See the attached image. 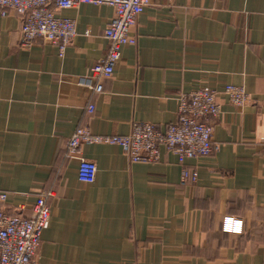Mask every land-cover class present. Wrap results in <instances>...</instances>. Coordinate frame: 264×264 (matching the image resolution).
<instances>
[{"label":"crops","instance_id":"crops-1","mask_svg":"<svg viewBox=\"0 0 264 264\" xmlns=\"http://www.w3.org/2000/svg\"><path fill=\"white\" fill-rule=\"evenodd\" d=\"M77 36L25 47L21 16L0 13V191L5 212L30 217L37 195L53 191L51 222L32 264H264V0H151L95 93L86 78L105 58L111 6L58 10ZM228 85L250 103L211 120L213 154L187 159L161 150L134 163L116 144L66 143L78 128L127 136L134 123L159 130L177 122L179 97ZM92 105L93 112L88 108ZM80 158L96 180L78 179ZM198 173L182 184L184 168ZM242 223L239 231L226 224Z\"/></svg>","mask_w":264,"mask_h":264},{"label":"built area","instance_id":"built-area-1","mask_svg":"<svg viewBox=\"0 0 264 264\" xmlns=\"http://www.w3.org/2000/svg\"><path fill=\"white\" fill-rule=\"evenodd\" d=\"M80 4L107 5L114 9V15L104 30V37L109 42L108 53L81 80L89 82L93 92L101 93L103 80L113 76L115 66L121 61L123 46L136 44L132 30L151 0H0V13L4 16L8 11H14L21 16L23 46L30 47L36 39H42L59 46L63 54L77 36V26L73 19L58 16L57 11L73 9ZM220 94L238 108L246 107L251 101L245 88L235 85H228L221 92L209 88L195 90L179 97L177 122L166 130L137 122L127 136H94L88 129L78 128L66 143V155L68 158L78 157L83 144H116L134 163H156L161 158V150L166 149L175 154L184 166L187 159L206 157L218 150L213 141L214 125L211 120L223 113L218 102ZM88 110L93 112L94 107L90 105ZM97 171L96 163L80 158V182L94 183ZM197 178L196 171L183 169L182 184L196 182ZM53 197V191L40 192L30 217H23L5 212L9 195L0 191V264H32L38 258L42 234L51 222L49 200ZM230 225L231 229H228ZM241 225V222L227 223L226 228L240 231Z\"/></svg>","mask_w":264,"mask_h":264}]
</instances>
